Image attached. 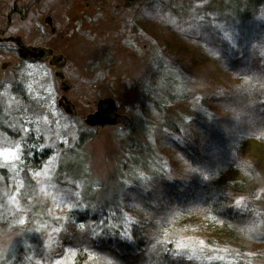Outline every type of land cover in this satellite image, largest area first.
I'll list each match as a JSON object with an SVG mask.
<instances>
[{"label": "rangeland", "instance_id": "374dc122", "mask_svg": "<svg viewBox=\"0 0 264 264\" xmlns=\"http://www.w3.org/2000/svg\"><path fill=\"white\" fill-rule=\"evenodd\" d=\"M24 1L16 0L17 6ZM10 2L0 0L1 20L2 4ZM47 15L54 17L58 37L49 34ZM15 23L26 35L25 21L15 17ZM211 31L231 45L238 36L249 40L264 64V0H28V45L60 52L64 78L54 77L46 62L28 68L16 61L0 80V149L20 145L15 167L0 157V264H72L69 250L76 254L79 248L87 252L79 264H116L88 252L83 243L69 244L76 239L68 231L85 215L83 230L91 238L112 229L126 237L135 215L150 214L146 190L155 171L201 176L204 184L221 176L224 186L215 189L223 188L234 207L252 211L245 230L237 226L234 239L227 240L204 223L198 228L202 211L193 206L186 213L195 214L198 231L183 224L169 240L156 236L157 241L172 243L175 254L184 249L203 264H264V153L261 157L259 145L249 141L232 154L235 165L228 156L223 163L215 143L195 125V118L219 116L231 105L212 103L226 97V87L237 91L236 98L248 91L225 85L216 75L222 63L204 61ZM6 59L1 53L0 64ZM259 78L261 88L264 68ZM62 82L68 83L64 91ZM62 94L74 114L61 108ZM104 99L114 101L117 113L129 119L126 125L88 122ZM187 125L208 163L174 147ZM35 140L48 158L32 165L27 147ZM49 168L47 175H34ZM241 175L248 183L231 191L226 183ZM135 183L140 193L132 190ZM69 202L82 207L69 209Z\"/></svg>", "mask_w": 264, "mask_h": 264}, {"label": "trees", "instance_id": "16d2710c", "mask_svg": "<svg viewBox=\"0 0 264 264\" xmlns=\"http://www.w3.org/2000/svg\"><path fill=\"white\" fill-rule=\"evenodd\" d=\"M207 34L208 41L207 49L204 50L206 54L204 61L209 63L217 60L220 64L222 63V66L218 67L216 75L226 81L225 85H230L232 89L240 91L243 90L244 85L248 87V91L236 94V98L234 92L237 91L230 90L229 92V88L226 87V97L212 100V103L217 105L219 101L221 104L229 100L231 105L226 110H219L221 111L219 116H210L206 113L203 119L195 118V125L199 126L200 131L207 133L215 143V149L222 153L223 163L226 162L224 157L228 156L227 159H232L233 165H235L236 158L232 154L235 156L237 151L248 145L249 141H254L259 145L262 157L264 153V86L260 88L259 85L263 80L259 77L264 68L263 59L258 54H253V50L249 47L250 41H246L242 36H238L234 44L231 45L215 31L207 32ZM222 83L224 84V82ZM213 110L215 111L214 108ZM209 113L211 114V112ZM180 139L181 141L173 140V145L179 152L192 160L203 159L204 163H208L205 162L201 141L198 142L191 127L187 125ZM30 144L31 147L27 148L32 151L29 157L32 165L48 158L47 153L38 150L36 146L38 141H30ZM27 148L24 150L25 153L28 152ZM27 161L28 158L23 160L24 163ZM229 164L231 165V163ZM154 175L153 181L150 183L151 190H146V197L150 203V214L149 216L135 215L136 221L131 224L130 232L126 237L122 236V232L112 229L113 231L105 234L103 238H91L88 231L78 227L79 224H83L82 219L86 218L83 215L82 219L76 221L79 224H72L71 230L68 231L67 235H73L77 240L70 241L69 244L76 246L78 243H83L88 252H94L95 256L109 257L116 264H203L187 255L184 249L175 254L176 250L172 243L167 244L166 247L163 245V239L169 240L168 236L174 235L172 232L175 230V226L180 227V225L186 224V228L189 230L197 228V222L195 224L193 221L196 218L195 214L186 213L188 208L193 206L201 208L202 216L198 228H202L200 224L204 223L202 225L208 231H213L218 238L226 237L227 240L234 239L237 226L245 230L244 228L248 226V222L252 218L251 209L234 207L227 195L222 192L223 188L215 189L217 186H224L221 176L219 181L217 178L216 181L204 184L201 181V176L181 175V177H176L163 171L161 173L155 171ZM246 183H248V178L246 175H241L226 184L232 186L231 191H240L239 189ZM141 188L136 183L132 186V190L134 189V192L138 193L142 191ZM78 229L80 232L77 231ZM198 230L196 229V231ZM156 236L163 239L157 241L154 238ZM84 249L79 248L80 251L74 255L72 264H79L83 261L82 259L87 254Z\"/></svg>", "mask_w": 264, "mask_h": 264}, {"label": "flooded vegetation", "instance_id": "af4514ba", "mask_svg": "<svg viewBox=\"0 0 264 264\" xmlns=\"http://www.w3.org/2000/svg\"><path fill=\"white\" fill-rule=\"evenodd\" d=\"M11 1L13 2H10L8 5L2 4V6H4L2 7L3 12H6L5 18L3 17L2 20L0 19V54L4 53L7 59L4 60L2 64H0V80L3 78V73L6 71V69L10 68L12 64L16 61L18 63H21L22 66H27V64L32 65L38 62H46L47 66L53 70V76L62 80L64 78V75L61 69L63 68L65 57L60 52H55L54 48L48 45H28V0L21 2V5L19 6H17L16 0ZM1 16H3V14ZM15 17L19 19L21 18L22 21H25L27 26L26 35L16 31ZM44 23L47 24V26L49 27V34L53 37H58V29H56V27L54 26V17L47 15L44 18ZM66 34H68L67 31L62 32V34H60L62 39L66 36ZM63 82L61 83V90L64 91L68 86V83L63 84ZM61 98L64 105L66 96L63 95L61 96ZM59 101L61 100L59 99ZM100 101L98 102L96 111L88 115V119L92 115H96L98 117L97 120L94 121L95 124L106 123L108 120L114 117V113L118 116L122 115L117 113V108L115 105L114 108L113 105L111 106L106 102ZM66 104V107H71L72 109V106ZM61 108L64 112H66L63 106Z\"/></svg>", "mask_w": 264, "mask_h": 264}, {"label": "snow or ice", "instance_id": "6c2138e0", "mask_svg": "<svg viewBox=\"0 0 264 264\" xmlns=\"http://www.w3.org/2000/svg\"><path fill=\"white\" fill-rule=\"evenodd\" d=\"M28 68H32V65H28ZM19 148H20V145H16L15 149H12V148H3V149H0V152L3 153V155L0 156V157L3 158L4 164H6V165H8L10 167H15L16 166L15 165V161H18L20 159V156L18 155ZM4 164H0V167H4ZM48 171H50V168L49 169H46L44 171H41V172H36V173H34V175L36 177H40L42 175H47L48 174ZM193 171H195V169H193ZM77 195H79V194L77 193ZM236 203H237V205H239L240 204V201L237 200ZM78 206H81L82 207V205H80L79 202H69L67 204V207L69 209H72V208H75V207H78ZM19 222L21 224H23L24 223V220L21 219ZM78 227L81 228V229H83L85 227V225L79 224ZM54 231L58 232V231H60V229L57 228V229H54ZM200 243L202 244L203 242L201 241ZM183 247H185L184 244L177 243V248H183ZM69 252H70L71 255H75V253L73 251L69 250ZM89 258H91V257H89ZM57 264H61V262L60 261H57ZM109 264H112V262L109 261Z\"/></svg>", "mask_w": 264, "mask_h": 264}, {"label": "water", "instance_id": "95a60500", "mask_svg": "<svg viewBox=\"0 0 264 264\" xmlns=\"http://www.w3.org/2000/svg\"><path fill=\"white\" fill-rule=\"evenodd\" d=\"M101 101H103V102H106V103H108V104H110L111 106L113 105V107H114V101L112 100V99H105V100H101ZM100 101V102H101ZM59 104L61 105V106H63V108H64V110L66 111V112H68V113H70V114H73L74 113V111L71 109V107L70 108H68V107H66L65 106V104L63 105V101H59ZM67 105V104H66ZM115 108V107H114ZM97 116L96 115H92V116H90L89 117V119H88V122L90 123V124H92V125H95V120H97ZM128 121H129V119L126 117V116H123V115H120V116H118V115H116L115 113H114V117L113 118H111L110 120H108L107 122L109 123V124H118V123H122V124H127L128 123Z\"/></svg>", "mask_w": 264, "mask_h": 264}]
</instances>
